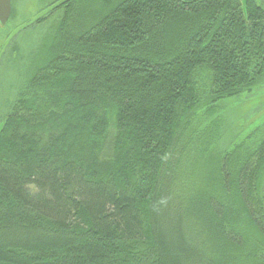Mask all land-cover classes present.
I'll return each mask as SVG.
<instances>
[{"label":"trees","instance_id":"1","mask_svg":"<svg viewBox=\"0 0 264 264\" xmlns=\"http://www.w3.org/2000/svg\"><path fill=\"white\" fill-rule=\"evenodd\" d=\"M40 4L0 120V264H264V127L215 133V189L182 182L188 141L264 85V7Z\"/></svg>","mask_w":264,"mask_h":264},{"label":"rangeland","instance_id":"2","mask_svg":"<svg viewBox=\"0 0 264 264\" xmlns=\"http://www.w3.org/2000/svg\"><path fill=\"white\" fill-rule=\"evenodd\" d=\"M255 1L264 7V0ZM40 2L41 0H12L13 15L6 24L0 23V120L7 111V102L11 99L15 86L27 72L35 43L37 46L41 43L40 34L31 27V23L41 15L40 10L43 6ZM23 28L25 29L21 31ZM225 105L222 114L225 119L222 122L214 129L213 127L210 129V126L200 134H194L188 141L186 158L182 166V182L186 191L194 187L201 195V191L216 188V183L210 180L212 166L207 162L208 151L217 138L215 133L219 130L222 133L224 130H227V133L233 130L238 138L242 139L255 128L264 127V85L250 93L242 94L235 101H229ZM199 119L197 127H205L202 125L207 118ZM224 135L225 131L222 139Z\"/></svg>","mask_w":264,"mask_h":264},{"label":"water","instance_id":"3","mask_svg":"<svg viewBox=\"0 0 264 264\" xmlns=\"http://www.w3.org/2000/svg\"><path fill=\"white\" fill-rule=\"evenodd\" d=\"M12 14V0H0V23L6 24Z\"/></svg>","mask_w":264,"mask_h":264}]
</instances>
